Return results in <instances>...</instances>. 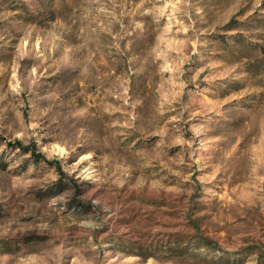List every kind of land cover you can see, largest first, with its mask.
Instances as JSON below:
<instances>
[{"label":"rangeland","instance_id":"1","mask_svg":"<svg viewBox=\"0 0 264 264\" xmlns=\"http://www.w3.org/2000/svg\"><path fill=\"white\" fill-rule=\"evenodd\" d=\"M0 264H264V0H0Z\"/></svg>","mask_w":264,"mask_h":264},{"label":"trees","instance_id":"2","mask_svg":"<svg viewBox=\"0 0 264 264\" xmlns=\"http://www.w3.org/2000/svg\"><path fill=\"white\" fill-rule=\"evenodd\" d=\"M17 144L19 147H22L23 149L30 150L34 156H38L37 155V151H38L37 145L34 144V145L25 146L21 143V141H18ZM204 246H208V245H204ZM181 252L182 254H184L185 251L182 250Z\"/></svg>","mask_w":264,"mask_h":264}]
</instances>
